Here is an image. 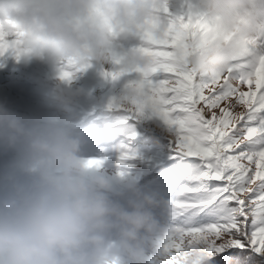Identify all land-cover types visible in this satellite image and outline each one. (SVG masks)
<instances>
[{
  "label": "clouds",
  "instance_id": "clouds-1",
  "mask_svg": "<svg viewBox=\"0 0 264 264\" xmlns=\"http://www.w3.org/2000/svg\"><path fill=\"white\" fill-rule=\"evenodd\" d=\"M162 0H0V42L14 45L6 58L46 64L52 119L31 121L0 102V143L22 150V160L0 189V264H209L213 241L185 237L181 251L165 249L167 228L151 212L156 202L133 186L127 207L112 199L113 178L103 162L81 155L76 107L86 95L69 66L108 65L131 73L150 63L139 51L142 32ZM199 16L214 33L190 40L188 67L197 74L227 71L237 48L264 38V0H198ZM183 53L177 50V56ZM123 87L116 107L129 108ZM116 176L124 178V173ZM228 238L222 239L227 244Z\"/></svg>",
  "mask_w": 264,
  "mask_h": 264
},
{
  "label": "snow or ice",
  "instance_id": "snow-or-ice-1",
  "mask_svg": "<svg viewBox=\"0 0 264 264\" xmlns=\"http://www.w3.org/2000/svg\"><path fill=\"white\" fill-rule=\"evenodd\" d=\"M213 33L211 22L173 14L162 0L142 32L139 51L148 66L103 73L126 81L130 107L118 109L112 98L107 108L125 113L116 125L127 126L130 138L134 122L159 118L172 134V152L191 162L187 182L167 205L166 250L179 253L185 237L210 238L209 264H264V38L239 45L227 71L197 74L188 67V42ZM13 47L6 38L0 42V60ZM85 69L69 66L61 78ZM118 150L120 165L138 156L125 146Z\"/></svg>",
  "mask_w": 264,
  "mask_h": 264
},
{
  "label": "rangeland",
  "instance_id": "rangeland-1",
  "mask_svg": "<svg viewBox=\"0 0 264 264\" xmlns=\"http://www.w3.org/2000/svg\"><path fill=\"white\" fill-rule=\"evenodd\" d=\"M197 4L198 0H169V9L173 14L199 16ZM10 63L11 65H6L0 62L2 79L0 84L4 91V96L0 92V102L6 100L10 108L27 117L29 121L37 117L42 119L54 118V114L46 105L47 92L52 86L50 79L52 75L51 69L46 64L36 61L28 64L22 62L17 64L14 61ZM110 71L111 67L108 65L92 63L83 72L78 73L79 85L90 95L82 98L76 107V118L74 121L76 135H82L88 130L105 135L109 127L112 126L111 121L105 120L102 116L109 111H115L109 110L107 105L112 98L120 94L126 81L124 79L112 81L110 77L103 75V73ZM9 84H17L19 87L12 90ZM135 124L139 127V136L128 139L124 146L137 152L138 156L134 160L126 161L125 165L118 163L121 155L118 150L120 148L108 145L105 139H102L104 143L97 146L89 154H83L81 150V155L85 158L103 161L104 167L102 171L113 178L115 191L124 192L122 197L112 196V199L119 203H127L131 197L132 194L127 191L129 185L137 190L146 184V179L154 174L153 171L155 169H166L178 159L188 160L172 152L170 147L172 134L159 118H142L132 125L136 127ZM140 144L145 146L150 144L149 146L151 147H138ZM0 148V157L4 159L3 174H10L21 163L22 150L7 148L5 145L0 146ZM187 163L190 164L191 162ZM189 164L186 167L190 169V172H188L190 175L191 167ZM118 171L124 173L123 179L116 176ZM139 193L142 195V192ZM155 219L161 228L168 227L169 221L164 219L162 214L157 215Z\"/></svg>",
  "mask_w": 264,
  "mask_h": 264
},
{
  "label": "trees",
  "instance_id": "trees-1",
  "mask_svg": "<svg viewBox=\"0 0 264 264\" xmlns=\"http://www.w3.org/2000/svg\"><path fill=\"white\" fill-rule=\"evenodd\" d=\"M104 114L102 117L105 120H110L111 122H109L112 124L105 135L96 133L93 130H88L84 134L78 135L82 140L81 150L83 154L91 153L93 149L104 143L102 139H105L108 145H114L116 148L126 145L128 139H130L129 128L116 125V121L124 116L122 111H109ZM131 128L135 134L134 138H137L139 136V127L131 125ZM149 145L140 144L138 147H151ZM187 162L189 161L178 159L166 169H155L153 171L154 174L146 179V184L137 189L138 192H142V195H149L156 202V206L150 209L154 217L162 214L163 218L169 221L167 205L174 197L175 192L188 180L190 169L186 167L189 164ZM120 204L127 207V203Z\"/></svg>",
  "mask_w": 264,
  "mask_h": 264
},
{
  "label": "bare ground",
  "instance_id": "bare-ground-1",
  "mask_svg": "<svg viewBox=\"0 0 264 264\" xmlns=\"http://www.w3.org/2000/svg\"><path fill=\"white\" fill-rule=\"evenodd\" d=\"M11 61H13V60L8 59V58L0 60V62H3V64H6V65H8V64L11 65V63H10ZM0 67H1V65H0ZM1 81H2V79H1V74H0V82ZM9 87L12 88V90H13L14 88H18L19 86L17 84H15V85L9 84ZM0 92H2V96H4V93H3L4 91L2 89L1 84H0ZM2 145H4V144L0 143V146H2ZM17 149L20 150L19 147H17ZM0 151H1V148H0ZM19 155H20V152H19ZM3 161H4V159L2 157H0V188H2V189L10 181L12 174L15 171V170H12V173H10V174H3V170H4V162Z\"/></svg>",
  "mask_w": 264,
  "mask_h": 264
}]
</instances>
